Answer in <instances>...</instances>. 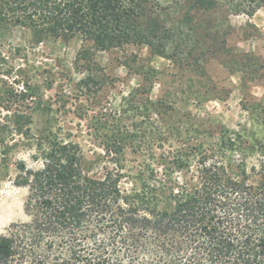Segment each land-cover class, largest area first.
Listing matches in <instances>:
<instances>
[{
  "label": "rangeland",
  "instance_id": "rangeland-1",
  "mask_svg": "<svg viewBox=\"0 0 264 264\" xmlns=\"http://www.w3.org/2000/svg\"><path fill=\"white\" fill-rule=\"evenodd\" d=\"M160 3L169 26L189 10L176 0ZM219 5L228 34L213 54L186 35L177 38L183 52L167 58L146 44L96 50L78 35L37 42L29 28H0V123L10 129L7 166L0 156V235L30 219L24 211L28 188L16 184L13 163L40 167L33 155L39 141L53 136L80 146L91 175H117L121 195H173L155 192V180L168 177L190 189L204 161L223 165L232 177L230 163L243 164L247 182L258 183L264 7L247 16ZM167 45V54L175 53ZM238 61L250 65L241 68ZM178 159L184 170L169 176Z\"/></svg>",
  "mask_w": 264,
  "mask_h": 264
},
{
  "label": "trees",
  "instance_id": "trees-1",
  "mask_svg": "<svg viewBox=\"0 0 264 264\" xmlns=\"http://www.w3.org/2000/svg\"><path fill=\"white\" fill-rule=\"evenodd\" d=\"M220 1L226 11L247 16L264 7V0H176L189 10L169 26L160 0H0V28H29L37 42L78 35L96 50L146 44L167 58L183 52L177 38L186 35L213 54L228 34L219 22L227 27ZM167 44L175 53L167 54ZM20 124L14 122L16 130ZM9 131L0 123L5 166ZM261 152L257 184L247 182L243 164L230 163L232 177L223 165L204 161L190 189L168 177L155 180V192L173 195H121L117 175L90 174L91 162L77 143L58 136L39 141L33 157L40 167L13 163L16 184L28 188L24 211L30 219L0 235V264H264ZM177 161L169 176L184 170Z\"/></svg>",
  "mask_w": 264,
  "mask_h": 264
}]
</instances>
